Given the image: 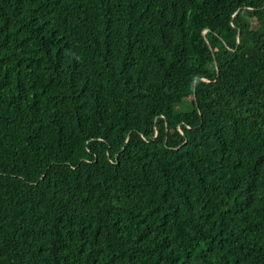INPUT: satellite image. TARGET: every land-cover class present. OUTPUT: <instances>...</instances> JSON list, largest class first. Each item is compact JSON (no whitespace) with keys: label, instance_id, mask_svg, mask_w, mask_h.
I'll return each mask as SVG.
<instances>
[{"label":"trees","instance_id":"trees-1","mask_svg":"<svg viewBox=\"0 0 264 264\" xmlns=\"http://www.w3.org/2000/svg\"><path fill=\"white\" fill-rule=\"evenodd\" d=\"M0 264H264V0H0Z\"/></svg>","mask_w":264,"mask_h":264}]
</instances>
